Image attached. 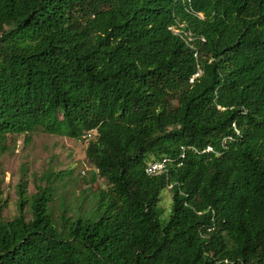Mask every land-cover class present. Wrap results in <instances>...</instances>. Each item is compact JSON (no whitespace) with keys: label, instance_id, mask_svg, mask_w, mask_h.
<instances>
[{"label":"trees","instance_id":"obj_1","mask_svg":"<svg viewBox=\"0 0 264 264\" xmlns=\"http://www.w3.org/2000/svg\"><path fill=\"white\" fill-rule=\"evenodd\" d=\"M35 130L106 185L58 219L23 185L0 264H264V0H0V152Z\"/></svg>","mask_w":264,"mask_h":264},{"label":"rangeland","instance_id":"obj_2","mask_svg":"<svg viewBox=\"0 0 264 264\" xmlns=\"http://www.w3.org/2000/svg\"><path fill=\"white\" fill-rule=\"evenodd\" d=\"M8 149L0 152V203L2 216L10 219L18 213L19 190L23 185L28 195L38 187H50L49 202L55 219L64 210L67 214H87L94 206L93 192L106 185L98 177L90 178L95 168L85 156L86 142L35 130L27 136L14 135ZM158 207L166 219L171 208L168 188L160 191ZM27 208V207H26ZM29 215V213L27 214Z\"/></svg>","mask_w":264,"mask_h":264},{"label":"built area","instance_id":"obj_3","mask_svg":"<svg viewBox=\"0 0 264 264\" xmlns=\"http://www.w3.org/2000/svg\"><path fill=\"white\" fill-rule=\"evenodd\" d=\"M198 15L201 16L200 13H198ZM169 29L174 34L182 38L188 46L192 47L194 49V56H197L198 50L196 49L194 45V41L196 39L203 41L204 38L202 36H198L195 33H193V31H191L189 28H185L184 24L182 23L171 25L169 26ZM200 73H201V70L198 68V70L194 74H192L189 81L192 82L194 78L200 75ZM206 150H211V147L208 146ZM169 162H170V159L167 157H163L160 160L149 161L147 162L144 171L147 175H156V174L166 172L167 165Z\"/></svg>","mask_w":264,"mask_h":264}]
</instances>
